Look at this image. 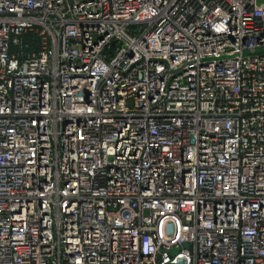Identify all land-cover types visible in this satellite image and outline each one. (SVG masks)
I'll use <instances>...</instances> for the list:
<instances>
[{"label": "built area", "instance_id": "built-area-1", "mask_svg": "<svg viewBox=\"0 0 264 264\" xmlns=\"http://www.w3.org/2000/svg\"><path fill=\"white\" fill-rule=\"evenodd\" d=\"M0 264H264V0H0Z\"/></svg>", "mask_w": 264, "mask_h": 264}]
</instances>
